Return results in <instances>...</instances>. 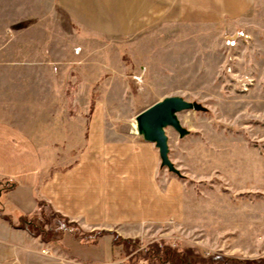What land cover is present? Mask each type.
Wrapping results in <instances>:
<instances>
[{
  "label": "rangeland",
  "instance_id": "obj_1",
  "mask_svg": "<svg viewBox=\"0 0 264 264\" xmlns=\"http://www.w3.org/2000/svg\"><path fill=\"white\" fill-rule=\"evenodd\" d=\"M161 2L0 0V106L33 109L41 95V108L58 113L42 119L61 139L41 151L53 170L76 162L94 120L108 140L130 139L139 137L137 114L156 101L202 103L206 111L178 114L188 135L166 129L182 175L160 160L184 196V215L121 244L108 264H172L148 258L154 242L264 259V0L229 30L169 19L177 7ZM68 225L83 240L101 236Z\"/></svg>",
  "mask_w": 264,
  "mask_h": 264
},
{
  "label": "crops",
  "instance_id": "obj_2",
  "mask_svg": "<svg viewBox=\"0 0 264 264\" xmlns=\"http://www.w3.org/2000/svg\"><path fill=\"white\" fill-rule=\"evenodd\" d=\"M161 1L177 7L169 19L228 30L255 17L263 4L262 0ZM40 97L37 106L25 111L0 106V264H108L122 251L121 244H113L114 233L141 238L184 215V196L162 172L155 144L140 135L108 140L105 124L98 120L87 129L76 162L52 170L41 151L58 149L61 139L56 123L42 119L58 113L43 110ZM66 139L73 141L72 134ZM5 185L9 188L3 191ZM40 200L75 222L80 231L106 233L83 240L66 231L61 243L44 242L17 226L21 216L38 212Z\"/></svg>",
  "mask_w": 264,
  "mask_h": 264
},
{
  "label": "trees",
  "instance_id": "obj_3",
  "mask_svg": "<svg viewBox=\"0 0 264 264\" xmlns=\"http://www.w3.org/2000/svg\"><path fill=\"white\" fill-rule=\"evenodd\" d=\"M9 185H5L2 190H7ZM45 201L40 200L38 202V212L29 215L21 216L18 227L26 229L33 236L40 237L43 241H57L63 236V232L70 229L68 225V218L63 216L61 213L52 210L51 216L45 213L43 206H46ZM49 206V205H48ZM50 209H53L49 206ZM41 212V217L37 215ZM53 219H58L55 225L52 224ZM70 224L78 226L75 222ZM54 226V227H53ZM79 228V227H78ZM96 235H102L106 231H96ZM75 236L76 233L74 232ZM132 238H123L117 233H114L113 244L130 243ZM151 261H170L172 264H264V259L260 260H242L239 258L225 257L221 254L204 255L201 249L190 248V247H171L160 245L159 242H154L147 251Z\"/></svg>",
  "mask_w": 264,
  "mask_h": 264
},
{
  "label": "water",
  "instance_id": "obj_4",
  "mask_svg": "<svg viewBox=\"0 0 264 264\" xmlns=\"http://www.w3.org/2000/svg\"><path fill=\"white\" fill-rule=\"evenodd\" d=\"M183 110L206 111L207 108L200 102L189 101L181 96H166L136 116L137 133L145 141L153 142L159 151L161 166L167 167L169 171L182 175L169 157V137L166 133L168 127L174 128L180 137L189 134L178 117Z\"/></svg>",
  "mask_w": 264,
  "mask_h": 264
},
{
  "label": "built area",
  "instance_id": "obj_5",
  "mask_svg": "<svg viewBox=\"0 0 264 264\" xmlns=\"http://www.w3.org/2000/svg\"><path fill=\"white\" fill-rule=\"evenodd\" d=\"M237 36H238V35H235V36L229 37L230 40H228V41L232 43V41L236 40ZM43 252H46V250H43Z\"/></svg>",
  "mask_w": 264,
  "mask_h": 264
},
{
  "label": "bare ground",
  "instance_id": "obj_6",
  "mask_svg": "<svg viewBox=\"0 0 264 264\" xmlns=\"http://www.w3.org/2000/svg\"><path fill=\"white\" fill-rule=\"evenodd\" d=\"M136 131H137V129H136ZM136 131H135V132H136Z\"/></svg>",
  "mask_w": 264,
  "mask_h": 264
}]
</instances>
